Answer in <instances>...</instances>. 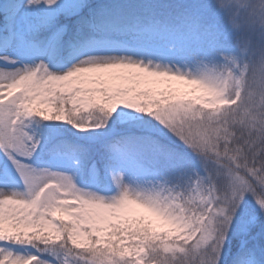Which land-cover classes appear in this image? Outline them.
Here are the masks:
<instances>
[{"label": "snow or ice", "instance_id": "6c2138e0", "mask_svg": "<svg viewBox=\"0 0 264 264\" xmlns=\"http://www.w3.org/2000/svg\"><path fill=\"white\" fill-rule=\"evenodd\" d=\"M245 19L230 0H0V264H264Z\"/></svg>", "mask_w": 264, "mask_h": 264}, {"label": "clouds", "instance_id": "9594fccd", "mask_svg": "<svg viewBox=\"0 0 264 264\" xmlns=\"http://www.w3.org/2000/svg\"><path fill=\"white\" fill-rule=\"evenodd\" d=\"M234 7H237L242 14H246V19L242 24V30L251 32L257 38L264 39V0H230ZM253 13H256L255 15ZM242 43L250 44L248 40L242 39Z\"/></svg>", "mask_w": 264, "mask_h": 264}, {"label": "trees", "instance_id": "16d2710c", "mask_svg": "<svg viewBox=\"0 0 264 264\" xmlns=\"http://www.w3.org/2000/svg\"><path fill=\"white\" fill-rule=\"evenodd\" d=\"M154 2L164 3V4H188V5H191V4L208 2V0H154ZM126 111H130V110H126ZM68 127H70V126H67V125L63 126V128L65 130V135H70V133H67V131H66V129ZM73 139L77 143L88 144L90 142L89 138L87 137L86 134H81V136H79V137H73ZM75 172H76V177L80 182L85 183L86 179H90V178L83 177L80 174V171L78 168H75ZM137 173L141 174L143 177H146V178H150V179L156 178L155 172L151 168H146L144 170L137 171ZM108 179L111 180V176H109Z\"/></svg>", "mask_w": 264, "mask_h": 264}, {"label": "rangeland", "instance_id": "374dc122", "mask_svg": "<svg viewBox=\"0 0 264 264\" xmlns=\"http://www.w3.org/2000/svg\"><path fill=\"white\" fill-rule=\"evenodd\" d=\"M71 171H72V174L74 175V178L76 179L77 183H81V182L78 181V179L75 176L76 175L75 169L72 168ZM125 179H126V182H128L129 184H131L133 186L148 184L152 180H154V179H150V178L143 177L141 174H139L137 172L130 173V174L126 175L125 176Z\"/></svg>", "mask_w": 264, "mask_h": 264}]
</instances>
